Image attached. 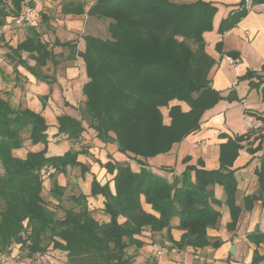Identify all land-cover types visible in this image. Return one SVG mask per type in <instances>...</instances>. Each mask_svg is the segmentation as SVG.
<instances>
[{
  "label": "trees",
  "instance_id": "trees-1",
  "mask_svg": "<svg viewBox=\"0 0 264 264\" xmlns=\"http://www.w3.org/2000/svg\"><path fill=\"white\" fill-rule=\"evenodd\" d=\"M261 1L251 0L252 4ZM22 2L11 0L12 8H8L0 0V28L8 17L20 13ZM242 2L239 10L222 20L220 33L236 25L247 12L246 0ZM62 11L110 19V38L84 35L85 49L78 54L89 78L83 86L86 100L77 108L79 119L58 116L57 134L78 140L86 122L101 140L116 142L119 151L134 154L141 167L139 171L129 163L112 167L111 171L116 169L114 188L109 181L102 184L96 177L93 179L92 195L105 197V211L111 216L108 222L97 220L89 210L87 196L68 193V186L56 178L66 172L68 165L81 164L77 160L79 151L72 148L63 155L47 156L49 125L43 114L13 106L0 89V160L5 170L0 177V248L17 243L28 256L60 250L66 255L65 264H134L137 251L145 244L143 233L163 229L169 232L174 217L179 218V227L185 230L174 243L178 248L219 247L221 240L211 241L208 234V228L216 227L221 216L213 207L212 186H223L232 214L228 228L234 229L241 208L235 201L238 181L231 167L244 147L243 141L264 126L222 143L218 169H205L199 159L169 180L145 161L169 152L175 143L200 128L206 110L222 99H232V91L223 95L209 78L215 59L205 49L204 32L213 28L217 7L204 0H96L86 11L81 0H69L63 3ZM55 45L76 47L72 41L56 40L51 45L35 25H28L25 39L16 46L5 43L7 57L15 62L14 70L18 72L17 67L23 65L42 80L49 76L41 68L50 60L55 66L58 63ZM24 51L35 60L34 65L23 58ZM243 78L250 80L251 88L264 83V73L254 70ZM174 100L186 102L190 109L171 105ZM162 107H168L170 123L165 122ZM25 131L33 144L44 143L45 148L29 151L23 158L13 151L23 147ZM261 136L260 132L256 138ZM258 148L250 149L255 152ZM45 166L53 170L48 177L55 200L46 201L43 196L46 177L41 169ZM257 175L259 189L246 197L247 208L259 199L264 204V161ZM143 198L158 214L145 210ZM248 239L256 245L252 263L257 264L264 260L258 250L264 243V232L257 229Z\"/></svg>",
  "mask_w": 264,
  "mask_h": 264
},
{
  "label": "crops",
  "instance_id": "crops-1",
  "mask_svg": "<svg viewBox=\"0 0 264 264\" xmlns=\"http://www.w3.org/2000/svg\"><path fill=\"white\" fill-rule=\"evenodd\" d=\"M88 11L95 0H81ZM173 2L192 3L196 0H171ZM213 3L217 11L213 18V28L204 32L205 49L215 59V64L209 72V78L214 88L223 95L232 91V99H222L214 107L203 114L200 128L181 142L175 143L167 153H161L145 159L150 168L169 180L174 174H181L189 164H197L202 160L203 167L208 170L220 167L221 144L229 137L247 133L250 129L244 118L249 110L253 114L261 115L264 119V90L262 83L259 87L251 88L250 80L243 76L250 70L264 73V0L252 4L246 0L247 12L238 23L223 34L219 28L223 19L231 12L243 6L242 0H204ZM65 0H44L35 9L41 17L40 28L50 32L47 39L51 45L56 40L61 42L72 41L75 49L70 46L53 47L57 65L48 61L42 67L44 74L49 79H39L23 65H19L18 72L14 70L15 62L7 55L6 61L0 57V89L2 96L16 107H28L40 112L45 117L48 129L47 156L63 155L74 148L79 151L78 166H67L65 173L56 177L61 185H67V192L83 193L87 196L89 210L101 222L111 219L105 211V197L101 194L92 195V181L96 177L102 184L110 182L114 188V175L116 169L111 168L117 164L129 163L134 171H139L141 165L133 158L132 153L119 151L116 142H105L97 136V131L88 127L78 140L67 138V135L57 134L58 116L69 115L80 118L78 106L83 105L85 95L83 86L89 78L86 73L85 62L78 52L85 49L84 35L87 33L89 15L65 14L62 11ZM40 31L41 29L38 28ZM27 35V31H26ZM25 35V37H26ZM22 38L16 42L22 41ZM6 43V42H5ZM220 43V44H219ZM9 44L16 46L13 42ZM4 45V44H3ZM66 48L69 52L66 53ZM8 49V48H7ZM235 52L236 56L228 55ZM25 58L24 51L22 52ZM228 57L234 59L231 62ZM27 58V57H26ZM33 61L32 63L30 62ZM31 65L35 64L32 58L27 59ZM26 69V70H25ZM256 80V79H255ZM172 104H180L183 110L190 106L183 101L174 100ZM164 120L170 123L168 107L161 108ZM262 133L261 137L256 136ZM252 133L243 141L244 147L239 150V155L234 161L232 169L238 181L236 192V205L240 206L241 214L234 229H229L232 221L229 205L226 203V193L222 185L212 186L215 196L213 207L220 211L221 216L216 227L208 228L211 241L221 240L217 248L212 245L205 247L186 246L178 248L174 243L182 238L185 230L179 227V218L172 219V228L161 231L146 230L143 233L145 244L137 251L134 264H253L254 249L256 245L249 241L248 235L257 229L264 232V204L262 200L254 201L251 208H247V196L253 195L259 189L258 169L264 161V128L262 131ZM203 143H206L203 145ZM252 152L250 148L256 149ZM45 148L44 143L33 144L30 139L24 142L23 147L14 149V154L26 157L29 151H40ZM189 158L185 161V158ZM82 165L86 168H82ZM168 168H172L170 171ZM51 171H53L51 169ZM52 184L49 187L51 188ZM50 200H55L52 195ZM143 207L148 212L158 214L150 204L142 199ZM154 243L166 245L161 256L152 255ZM234 248V252H232ZM264 254V243L258 247ZM63 252V251H62ZM64 253V252H63ZM200 253L206 258L200 262L195 254ZM66 258V257H65ZM64 259L63 264H65ZM257 264H264V260Z\"/></svg>",
  "mask_w": 264,
  "mask_h": 264
},
{
  "label": "rangeland",
  "instance_id": "rangeland-1",
  "mask_svg": "<svg viewBox=\"0 0 264 264\" xmlns=\"http://www.w3.org/2000/svg\"><path fill=\"white\" fill-rule=\"evenodd\" d=\"M3 1L6 2L8 8H12L11 0H3ZM43 1L44 0H42V2ZM65 1H69V0H65ZM37 6L35 7V9L37 8ZM16 16L17 15L8 17L6 24L2 28H0V57H3V60L5 59L4 57L5 55H7L8 52V49L5 46V42L8 43L13 42L16 45V42L18 40L25 37L28 25H35L37 28L41 29L40 31L42 32L44 40L47 41V39L51 37L50 32L48 30H46L45 28H40L44 26H41L40 24L42 23L41 17L39 16L38 13H35V11H34V19L30 24L17 23L15 20ZM109 22L110 19H100L97 16L89 15L88 23H87V33L102 37L104 39L110 38V32L108 29ZM65 50L66 53H68L70 49L66 48ZM23 54L24 53H22V55ZM26 57L27 59L29 58L27 53H25V58ZM30 62L32 63L33 61L30 60ZM22 68L24 70V66H22ZM23 136L26 138L25 139L26 141L28 139L27 138L28 133L25 131L23 133ZM4 174H5L4 166L2 161L0 160V177H2ZM58 175L59 174H57L56 177H58ZM51 184H52L51 178L46 177L44 182V190H43V196L46 201H49L50 200L49 198L51 197V192L49 190ZM65 257H66L65 253H63L62 251L50 249V251L45 254L44 258L35 259L34 264H63L64 259H66Z\"/></svg>",
  "mask_w": 264,
  "mask_h": 264
},
{
  "label": "built area",
  "instance_id": "built-area-1",
  "mask_svg": "<svg viewBox=\"0 0 264 264\" xmlns=\"http://www.w3.org/2000/svg\"><path fill=\"white\" fill-rule=\"evenodd\" d=\"M42 0H23L22 8L20 13L15 17L17 23H31L34 19L35 7L39 5ZM231 62L234 61L233 58L228 57ZM244 118L249 126V129H259L264 126V121L256 114L251 112H245ZM206 143H203L205 145ZM51 172V169L48 167H43L41 169V174L45 177H48ZM29 243V241L27 242ZM167 245V244H166ZM161 243H154L152 249V255L161 256L165 251V246ZM27 251L20 248V245L13 243L8 246L6 249L0 248V264H34L35 259H42L45 257V254L35 253L32 256L27 255ZM23 255V256H22ZM200 262H205L206 258L200 253L195 254Z\"/></svg>",
  "mask_w": 264,
  "mask_h": 264
},
{
  "label": "water",
  "instance_id": "water-1",
  "mask_svg": "<svg viewBox=\"0 0 264 264\" xmlns=\"http://www.w3.org/2000/svg\"><path fill=\"white\" fill-rule=\"evenodd\" d=\"M232 252H234V248H232Z\"/></svg>",
  "mask_w": 264,
  "mask_h": 264
}]
</instances>
